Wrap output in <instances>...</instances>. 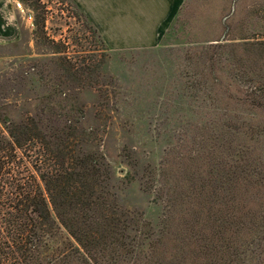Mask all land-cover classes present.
<instances>
[{"label": "rangeland", "instance_id": "374dc122", "mask_svg": "<svg viewBox=\"0 0 264 264\" xmlns=\"http://www.w3.org/2000/svg\"><path fill=\"white\" fill-rule=\"evenodd\" d=\"M39 1L45 30L35 28L38 0H10L0 23V98L21 116L43 109L44 96L66 99L49 111L78 121L82 149L106 157L121 211L149 217L164 166L189 184L208 172L226 180L224 165L246 151L264 162V112L248 104L264 85V0H186L162 47L127 53L104 50L72 0ZM47 37L68 42L78 75L63 71L51 53L64 44ZM66 239L56 231L46 248Z\"/></svg>", "mask_w": 264, "mask_h": 264}, {"label": "trees", "instance_id": "16d2710c", "mask_svg": "<svg viewBox=\"0 0 264 264\" xmlns=\"http://www.w3.org/2000/svg\"><path fill=\"white\" fill-rule=\"evenodd\" d=\"M40 3L37 31L47 23ZM48 41L64 44L51 54L63 71L78 75L68 42ZM256 46L264 49V41ZM258 92L247 102L264 112V85ZM27 101L34 104L35 96ZM54 101L44 96L43 109L21 116L17 103L0 98V264H264V162H251L246 151L224 165L226 180L208 172L189 184L167 179L176 169L164 166L149 217L126 213L107 187L106 157L82 149L78 121L49 111L64 109L66 99ZM56 231L66 234L65 243L46 248Z\"/></svg>", "mask_w": 264, "mask_h": 264}, {"label": "crops", "instance_id": "0c3cea01", "mask_svg": "<svg viewBox=\"0 0 264 264\" xmlns=\"http://www.w3.org/2000/svg\"><path fill=\"white\" fill-rule=\"evenodd\" d=\"M72 1L88 18L109 51L127 53L162 47L186 0ZM9 4L10 0H0V23L5 26L11 18ZM5 33L3 36H7Z\"/></svg>", "mask_w": 264, "mask_h": 264}]
</instances>
